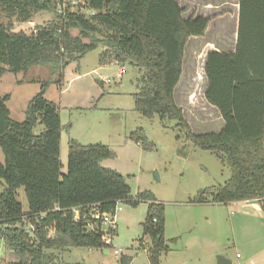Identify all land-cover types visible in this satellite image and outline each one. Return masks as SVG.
I'll return each mask as SVG.
<instances>
[{
	"label": "trees",
	"instance_id": "1",
	"mask_svg": "<svg viewBox=\"0 0 264 264\" xmlns=\"http://www.w3.org/2000/svg\"><path fill=\"white\" fill-rule=\"evenodd\" d=\"M238 1L235 50L210 52L204 66V98L224 121L220 132L195 134L176 104L187 43L204 37L211 22L204 16L185 18L186 9L176 0H0L5 15L22 23L38 13L53 15L31 35L13 33L0 23V79L33 67L62 77L71 62L104 47L102 65L130 64L144 72L143 87L135 95L139 114L175 121L187 140L229 167L230 180L214 192L203 191L197 203H207L208 196L216 204L257 202L264 212V0ZM73 2L83 5L75 10ZM73 30L79 35L73 36ZM49 85L30 101L22 123L11 120L9 97L0 96V148L5 156L0 179L6 184L0 193V238L17 258L9 264H56V253L70 248L105 251L104 232L89 233L83 218L75 221L74 209L83 216L98 205L102 213H114L118 203L137 206L140 200L149 202L143 224L144 236L153 243L149 261L159 264L167 250L165 207L148 193L130 197L126 179L102 166L114 157L111 150L72 140L67 173L61 174L63 126L59 108L45 98ZM38 126L44 127L40 134L35 133ZM132 138L147 141L142 130ZM21 187L28 212L17 201ZM29 225L36 239L26 231ZM132 263L129 256L118 262Z\"/></svg>",
	"mask_w": 264,
	"mask_h": 264
},
{
	"label": "rangeland",
	"instance_id": "2",
	"mask_svg": "<svg viewBox=\"0 0 264 264\" xmlns=\"http://www.w3.org/2000/svg\"><path fill=\"white\" fill-rule=\"evenodd\" d=\"M52 19V14L42 12L22 23L9 19L0 8V23L13 33L31 35ZM72 35L78 36L79 32L73 30ZM236 40L235 28L221 30L213 24L203 38L187 43L175 101L195 134L220 132L225 126L219 112L205 101L204 66L210 52H233ZM105 51L99 47L71 62L62 77H52L50 69L43 67L5 74L0 79V96L9 97L6 105L11 120L24 122L30 101L50 82L45 98L59 108L63 126L61 174L67 173L72 140L83 146L102 145L111 150L114 157L104 160L102 166L126 178L130 197L135 200L139 194L148 193L165 207L167 250L159 264H218V257L231 264H264V212L250 203L216 204L210 196L207 203H197L203 191L214 192L230 180L229 167L213 153L187 140L185 131L175 121L139 114L135 95L143 87L144 72L130 64L109 61L102 65ZM43 129L38 126L35 133L40 134ZM138 130L144 132L147 141L138 143L132 138ZM0 164H5L1 148ZM5 190L6 184L0 179V193ZM17 201L28 212L24 187L17 190ZM119 207L115 233L111 236L113 246L106 249L107 254L103 250L70 248L56 253V264H118L122 256L132 257V264H150L153 243L143 231L149 202L140 200L137 206L120 203ZM29 235L36 239L34 232ZM114 249L122 254L116 256ZM15 261L17 258L0 238V264Z\"/></svg>",
	"mask_w": 264,
	"mask_h": 264
},
{
	"label": "crops",
	"instance_id": "3",
	"mask_svg": "<svg viewBox=\"0 0 264 264\" xmlns=\"http://www.w3.org/2000/svg\"><path fill=\"white\" fill-rule=\"evenodd\" d=\"M176 1L179 3L181 7L186 9V12L184 14L185 18H188L191 15H195V17L204 16L206 18H210L211 22L207 32L209 31L211 25L213 24H215V26L219 27L221 30L223 29L231 30L232 28L233 29L235 28V31H238V22H239L238 0H176ZM192 39H197V38H191L189 42ZM235 203L236 204L250 203L253 208L262 211L260 206L254 204L255 202H233V204ZM105 251L104 254H107L108 252L105 253Z\"/></svg>",
	"mask_w": 264,
	"mask_h": 264
},
{
	"label": "built area",
	"instance_id": "4",
	"mask_svg": "<svg viewBox=\"0 0 264 264\" xmlns=\"http://www.w3.org/2000/svg\"><path fill=\"white\" fill-rule=\"evenodd\" d=\"M83 5L81 2H73V7L75 10H77L80 5ZM82 9V8H81ZM94 14V13H89ZM122 74H120L121 77ZM110 82L109 80L107 83ZM120 203L117 204V207L115 209L114 213H102L98 207V205H94L91 208V210L88 213H85L83 216L80 213L79 209H74V219L75 221H79L81 218H83L87 222V229L89 233H99L101 231L104 232L103 241L107 247L113 246V241L111 236L115 232V218L119 210L121 208L119 207ZM34 227L32 225L26 226V231L28 233L34 232ZM114 254L116 256H119L122 254L121 250L114 249Z\"/></svg>",
	"mask_w": 264,
	"mask_h": 264
},
{
	"label": "water",
	"instance_id": "5",
	"mask_svg": "<svg viewBox=\"0 0 264 264\" xmlns=\"http://www.w3.org/2000/svg\"><path fill=\"white\" fill-rule=\"evenodd\" d=\"M123 178L126 179L125 177ZM105 253H107V251H105ZM218 264H231V263L223 257H218Z\"/></svg>",
	"mask_w": 264,
	"mask_h": 264
}]
</instances>
